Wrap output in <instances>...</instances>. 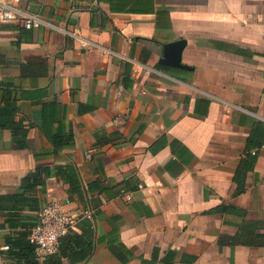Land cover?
I'll list each match as a JSON object with an SVG mask.
<instances>
[{"label": "crops", "instance_id": "crops-1", "mask_svg": "<svg viewBox=\"0 0 264 264\" xmlns=\"http://www.w3.org/2000/svg\"><path fill=\"white\" fill-rule=\"evenodd\" d=\"M20 6L47 26L0 24V264L51 200L92 218L44 264H264V0Z\"/></svg>", "mask_w": 264, "mask_h": 264}, {"label": "built area", "instance_id": "built-area-1", "mask_svg": "<svg viewBox=\"0 0 264 264\" xmlns=\"http://www.w3.org/2000/svg\"><path fill=\"white\" fill-rule=\"evenodd\" d=\"M20 4L21 0H0V24L15 22L24 30L47 26L41 18L22 9ZM70 35L78 38L75 32ZM80 42L84 44L81 40ZM126 199L129 200L130 197L126 196ZM69 204V200L47 202L38 210L35 223L28 229L26 239L39 264L55 253L60 240L69 234L79 219L92 218L90 210L81 211L77 215L70 213L67 210ZM2 249L6 250L7 247Z\"/></svg>", "mask_w": 264, "mask_h": 264}, {"label": "water", "instance_id": "water-1", "mask_svg": "<svg viewBox=\"0 0 264 264\" xmlns=\"http://www.w3.org/2000/svg\"><path fill=\"white\" fill-rule=\"evenodd\" d=\"M185 44L186 42L184 40H177L175 42L165 44L163 46V55L160 59V63L170 67L189 69L188 66L181 63V53Z\"/></svg>", "mask_w": 264, "mask_h": 264}, {"label": "trees", "instance_id": "trees-1", "mask_svg": "<svg viewBox=\"0 0 264 264\" xmlns=\"http://www.w3.org/2000/svg\"><path fill=\"white\" fill-rule=\"evenodd\" d=\"M12 131L14 132V129H12ZM23 134H24V131H21L20 136H16L13 134V139L17 143H19L22 141ZM10 256L18 258V259H25L26 263L28 264H39L38 262L35 261L34 256H33L32 246L28 242L24 243L23 246L20 245L19 249L16 252H14L13 255H10ZM48 257L42 262V264H44L47 261Z\"/></svg>", "mask_w": 264, "mask_h": 264}]
</instances>
